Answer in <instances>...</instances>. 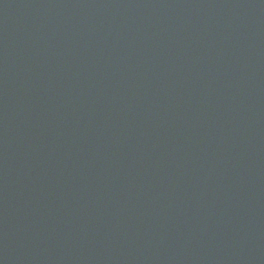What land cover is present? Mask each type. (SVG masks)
<instances>
[{"label": "water", "instance_id": "1", "mask_svg": "<svg viewBox=\"0 0 264 264\" xmlns=\"http://www.w3.org/2000/svg\"><path fill=\"white\" fill-rule=\"evenodd\" d=\"M0 264H264V0H0Z\"/></svg>", "mask_w": 264, "mask_h": 264}]
</instances>
